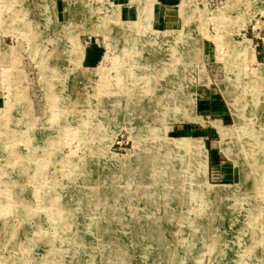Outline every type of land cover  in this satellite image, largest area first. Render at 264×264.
I'll use <instances>...</instances> for the list:
<instances>
[{
	"label": "rangeland",
	"instance_id": "1",
	"mask_svg": "<svg viewBox=\"0 0 264 264\" xmlns=\"http://www.w3.org/2000/svg\"><path fill=\"white\" fill-rule=\"evenodd\" d=\"M189 1L0 0V264H264V0Z\"/></svg>",
	"mask_w": 264,
	"mask_h": 264
},
{
	"label": "crops",
	"instance_id": "2",
	"mask_svg": "<svg viewBox=\"0 0 264 264\" xmlns=\"http://www.w3.org/2000/svg\"><path fill=\"white\" fill-rule=\"evenodd\" d=\"M59 0H56V2H58ZM168 1H172V0H168ZM120 15H126V12H124V10H120ZM128 15V14H127ZM93 45V44H92ZM93 47V46H92ZM91 48V46L89 47ZM88 48V51L86 52L85 56L86 58L85 59H91V61H95L96 58H98L97 54L95 53V51H93L92 49H89ZM256 60L259 62L261 60V54L258 55V51L256 50V56H255ZM211 142V141H210Z\"/></svg>",
	"mask_w": 264,
	"mask_h": 264
},
{
	"label": "built area",
	"instance_id": "3",
	"mask_svg": "<svg viewBox=\"0 0 264 264\" xmlns=\"http://www.w3.org/2000/svg\"><path fill=\"white\" fill-rule=\"evenodd\" d=\"M251 30L254 32L253 30V25L251 26ZM252 40H256L255 44H254V49H256V47L258 46L260 49H264V33H262L261 31H257L255 34L252 35ZM251 40V41H252ZM257 50V49H256ZM256 52V51H255Z\"/></svg>",
	"mask_w": 264,
	"mask_h": 264
},
{
	"label": "bare ground",
	"instance_id": "4",
	"mask_svg": "<svg viewBox=\"0 0 264 264\" xmlns=\"http://www.w3.org/2000/svg\"><path fill=\"white\" fill-rule=\"evenodd\" d=\"M12 1H13V0H8V3H9V4H10V3L12 4ZM186 1H187V0H186ZM188 1H189V0H188ZM190 1H192V0H190ZM190 1H189V2H190ZM49 2H50V1H49ZM11 4L9 5V7L11 6ZM185 4H186V3H185ZM199 6H200V5H199ZM10 8H11V7H10ZM117 12H118V11H117ZM217 19H218V17H217ZM131 41H132V39H131ZM146 41H147V40H146ZM177 41H178V40H177ZM242 41H243V40H242ZM139 42H140V41H139ZM179 42H180V41H179ZM173 43H174V42H173ZM131 44H132V43H131ZM131 44H130V45H131ZM139 44H141V43H139ZM124 45H125V46H128L127 43H124ZM124 45H123V46H124ZM136 45H137V44H136ZM154 45H155V44H154ZM54 48H55V47H54ZM141 48H142V46H141ZM148 48H149V47H148ZM244 48H245V47H244ZM151 49H152V48H151ZM139 50H140V49H139ZM152 50H153V49H152ZM155 50H156V49H155ZM147 52H148V51H147ZM151 52H152V51H151ZM245 52H246V51H245ZM51 53H52V52H51ZM52 56H53V55H52ZM145 56H146V55H145ZM152 56H153V53H152ZM252 56H254V53H252L251 57H252ZM146 58H147V57H146ZM142 59H143V57H142ZM146 60H147V59H146ZM148 60H149V58H148ZM148 60H147V61H148ZM150 60H151V59H150ZM156 60H157V59H156ZM148 62H149V61H148ZM145 65H146V64H145ZM62 78H63V77H62ZM68 82H69V81H68ZM168 82H169V81H168ZM158 90H159V89H158ZM158 90H157V93H158ZM156 96H157V95H156ZM4 121H6V120L4 119ZM175 143H176V142H175ZM263 156H264V155H263ZM137 157H138V156H137ZM139 159H140V158H139ZM146 161H147V160H146ZM139 164H140V163H139ZM148 164H149V163H148ZM139 166H140V165H139ZM146 166H147V165H146ZM137 167H138V166H137ZM140 167H141V166H140ZM143 170H144V169H143ZM12 171H13V170H12ZM139 172H140V171H139ZM1 173H2V172H1ZM92 173H93V172H92ZM148 173H149V171H148ZM13 174H14V173H13ZM93 174H95V173H93ZM141 174H142V173H141ZM97 175H98V174H97ZM144 177H145V176H144ZM168 183H169V182H168ZM160 190H161V189H160ZM74 191H75V190H74ZM96 196H97V195H96ZM96 196H95V197H96ZM82 200H83V199H82ZM95 200H96V199H95ZM58 202H59V201H58ZM83 202H84V201H83ZM88 204H89V203H88ZM91 237H92V236H91ZM73 243H74V242H73ZM63 252H64V251H63Z\"/></svg>",
	"mask_w": 264,
	"mask_h": 264
},
{
	"label": "trees",
	"instance_id": "5",
	"mask_svg": "<svg viewBox=\"0 0 264 264\" xmlns=\"http://www.w3.org/2000/svg\"><path fill=\"white\" fill-rule=\"evenodd\" d=\"M258 51V55L261 54V51L260 50H257Z\"/></svg>",
	"mask_w": 264,
	"mask_h": 264
}]
</instances>
